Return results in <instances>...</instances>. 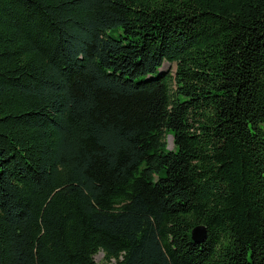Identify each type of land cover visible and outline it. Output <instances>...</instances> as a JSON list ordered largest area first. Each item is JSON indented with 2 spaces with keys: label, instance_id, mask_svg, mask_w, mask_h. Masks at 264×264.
<instances>
[{
  "label": "trees",
  "instance_id": "16d2710c",
  "mask_svg": "<svg viewBox=\"0 0 264 264\" xmlns=\"http://www.w3.org/2000/svg\"><path fill=\"white\" fill-rule=\"evenodd\" d=\"M0 264H264V0H0Z\"/></svg>",
  "mask_w": 264,
  "mask_h": 264
},
{
  "label": "rangeland",
  "instance_id": "374dc122",
  "mask_svg": "<svg viewBox=\"0 0 264 264\" xmlns=\"http://www.w3.org/2000/svg\"><path fill=\"white\" fill-rule=\"evenodd\" d=\"M162 71H166V72H170L171 74H174V70H175V64L174 63H168V62H164L163 66L161 67ZM166 141H167V148L168 149H172L173 148V138L171 135H168L166 137ZM103 252H99L94 256V260L96 262H101L103 260Z\"/></svg>",
  "mask_w": 264,
  "mask_h": 264
},
{
  "label": "water",
  "instance_id": "95a60500",
  "mask_svg": "<svg viewBox=\"0 0 264 264\" xmlns=\"http://www.w3.org/2000/svg\"><path fill=\"white\" fill-rule=\"evenodd\" d=\"M191 237L196 243H201L206 238V227L204 225H196L191 231Z\"/></svg>",
  "mask_w": 264,
  "mask_h": 264
}]
</instances>
